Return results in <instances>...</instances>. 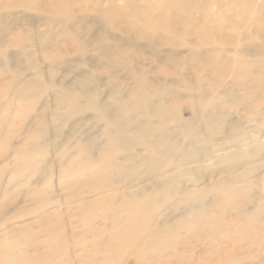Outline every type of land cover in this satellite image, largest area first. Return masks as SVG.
Masks as SVG:
<instances>
[{
  "label": "rangeland",
  "instance_id": "obj_1",
  "mask_svg": "<svg viewBox=\"0 0 264 264\" xmlns=\"http://www.w3.org/2000/svg\"><path fill=\"white\" fill-rule=\"evenodd\" d=\"M12 1L0 0V98L8 97L9 93L6 90L14 82L17 85L16 91L28 90L34 97L22 105L14 101V112L0 109V120L12 121L0 124V264L8 263L15 256L20 259L22 252L23 260L20 263L18 260L16 262L18 264H168V261L171 264H181V260H184V263L192 260L195 261L194 264L226 262L231 264L232 260L235 262L238 259H247L246 253L239 256L224 253L228 249L226 246H235V239H230L232 233L233 235L247 233L252 224L250 216L249 220H244L247 215L245 210L250 207L248 202L255 193L251 188L257 187L250 183L252 177L246 180L248 185L230 187L225 193L223 203L213 202V198H222L219 191L214 193L217 195L207 194V200L203 203L205 208H198L191 215L186 213L188 212L186 205H180L177 199L173 200L174 195L178 194L181 188L184 193L190 194L193 190L203 191L214 185L218 186V178L226 180L228 179L226 175L221 173L210 176V172H206L204 179L197 185L178 186L174 183L168 191L149 198L146 201L148 206L125 202L121 198L122 195L114 198L118 199L116 202L107 199L99 201L94 206L87 205L91 201L106 199L105 196L125 191V183L127 188L130 182H133L131 178L127 180L116 177L119 179L117 185L109 179L113 175L117 176L116 167L125 166L127 170L122 172L127 175L132 173L133 165L131 162L126 163L121 152L117 153L122 157L120 163L108 161L110 155L104 160L96 157V160L98 158L96 162L94 158L86 157L89 156L88 153L76 161L79 151L76 148L77 142L87 141L88 138L100 148L107 138L108 124L93 111L73 114L68 108L55 107L57 98L64 93L61 86L68 90L74 89L77 80L83 81L85 92H95L98 101L107 105L110 104V87L113 84H117L121 92L115 96L117 100L129 92L135 81L129 79L121 67L113 70L117 78L113 79L110 76V62L101 56L102 52L111 50L114 45L129 48L130 53L138 50L140 56L152 64L131 60V68H142L146 70L151 81L166 85H172L173 81L179 82L178 79L162 78L157 75L159 61L166 55H175L188 61L193 53H198V57L203 56L205 48L202 45L213 44L215 47H206L212 49L223 43L225 44L223 52L233 57L235 36L246 35V42L255 44L256 33L251 29L255 26L246 24L239 30L235 26H228L224 28L223 34L219 35L213 31V24L220 16H223L224 20L234 19L235 24H240L244 20V13L234 10L235 6L234 9L223 13L217 4L220 0H205L209 5L192 10L195 18L202 17L205 22L203 25L205 35L199 38L196 30L189 34L167 33L163 30L154 32L145 30L142 23L134 18L130 19V23L123 19L124 14L129 12V3L134 4L138 11H148L150 15H161L169 19L170 10L162 9L166 8L170 0H14V3ZM255 3L262 5L261 0H255ZM205 9L208 11H204ZM248 17L256 18L253 12ZM130 24L138 29L129 32ZM199 25L200 23L194 21L192 27L196 29ZM123 30L134 35L156 33L157 40L136 41L122 33ZM154 47L160 48L158 54L154 53ZM184 68L185 74L181 80L185 84L196 86L202 81L200 87L208 92V80L210 83H216L214 74L196 76L193 74L194 69L190 70L187 66ZM33 80H39L45 87L51 86V90L47 92L40 86L31 85L30 81ZM227 83V86L231 87V81ZM53 85L56 86L53 91L57 93H52ZM175 88L174 93L165 94L160 100L162 103H171L180 99L183 106L179 104L177 113L181 114L183 119L193 121L195 118L190 107L184 106L183 103L195 97L187 95L181 83ZM219 93L215 97L217 102L225 101L227 98L224 92ZM43 107L49 111L48 125L36 129L32 121L43 112ZM137 115L141 116L138 113ZM255 115L258 116V113ZM205 117L207 118V114ZM233 120V112L227 110V122L231 123ZM153 124L158 125L157 122ZM169 125L166 124L164 127L169 128L173 124ZM12 132L17 138L9 137L8 134ZM32 136L39 137L41 147L30 148V145L36 146L34 140L27 144L26 138ZM215 139L218 140V137ZM87 149L91 147L87 146ZM135 152H142V149H136ZM178 157L173 163L180 160ZM60 166L69 170L64 178L60 177ZM102 166L105 167L101 168ZM45 167H50L49 174L44 171ZM138 168V174L143 176L145 170L140 165ZM255 175H259L263 180L264 174ZM176 179L175 181L180 183L181 179L178 177ZM190 179L192 178H182L183 181ZM132 186H136V182ZM262 189L264 182L260 181L258 191L261 192ZM237 190L240 191L238 195ZM168 195L171 200L166 203ZM177 209L179 211H176ZM183 213L185 214L182 215ZM239 213H244L240 216L242 229L237 228L238 221H235ZM139 216L148 219L141 221ZM230 222L233 225H230ZM28 225L31 226L29 229L21 230V227ZM11 233L14 234L15 249L9 246L13 237ZM227 234H230V237H227ZM178 253L180 255L176 256Z\"/></svg>",
  "mask_w": 264,
  "mask_h": 264
},
{
  "label": "bare ground",
  "instance_id": "obj_2",
  "mask_svg": "<svg viewBox=\"0 0 264 264\" xmlns=\"http://www.w3.org/2000/svg\"><path fill=\"white\" fill-rule=\"evenodd\" d=\"M261 1L262 5L255 3V0L218 1L217 4L223 13L230 9H234L235 6L236 8L234 10H237L241 14L244 13V20L240 24H235L234 19L224 20L223 16L217 15L220 16V18L213 24V31L221 35L223 34V30H225L224 28L228 26H235L239 30L245 27L246 24H248V26L254 25L255 28L251 29L256 33L255 44L247 43L245 39L246 35H236V44L233 50L235 56L233 57L223 52L222 49L225 48V44L223 43H221L218 48L212 49L206 47H215L213 44L209 46H206V44L202 45V47L205 48L202 52L203 56L198 57V53H193L188 61L184 60V58L176 57L175 55H166L164 59L162 58L159 61L156 71L159 77L178 79L179 82L173 81L172 85H166L164 83L157 84L149 79L146 70L142 68L132 69L131 60L143 64L147 63V60L140 56L138 50L130 53L131 50L129 48H125L121 45H114L111 50L102 52L101 56L102 59L110 62V76H112L113 79H117L113 70L121 67L126 72L127 77L135 81V84L130 87L126 95L117 100L115 96L121 94V92L118 85L113 84L110 87V104L107 105L98 101L95 92H85L83 90L85 84L82 80H77L74 83V89L69 88L68 90L66 87L61 86L62 92L64 93H62V95L59 94L60 96L55 102L56 108H68L71 110L70 113L73 114L93 111L101 120H105L108 124V131L106 132L107 138L100 148L95 143H91L88 138L87 141L77 142L76 148L79 151L77 152L75 160L81 159L80 157L82 155L88 153L89 156L86 157L90 159L94 158L96 162L98 161V158L97 160L95 159L96 157L104 160L110 155L108 161L120 163L122 157L117 153L121 152L126 163L131 162L133 165L132 173H127V175L123 173L122 170L126 171L127 169L125 166H122V164V167L115 168L116 171H118L117 176H109L111 178L109 180L116 185L118 184L117 180H119L116 177L127 180L131 178L133 182H130V186L127 188L125 183V191L113 196H105L107 197L106 199L103 198L101 200L91 201L87 205L94 206L99 201L107 199L116 202L118 199L114 198H118L120 195H122L121 198H123L125 202L130 201L138 204H146L149 198L155 197V195L160 192L168 191V188L174 183H177L178 186H187L188 184L197 185L204 179L203 176L206 172H210V174L208 173L210 176L212 174L221 173L226 175L228 177L226 180L218 178V186L214 185L203 191L193 190L190 194L184 193L181 188L180 192L174 195L173 200L177 199L180 205H186L185 207L188 208V212L186 213L191 215V213H194L198 208H205L203 203L207 200V194L211 193L217 195L214 193L219 191L222 194V198H213V202L217 204L223 203L225 202V193L230 187L239 186L240 184H242V186L245 184L248 185L246 180L252 177V182L250 183L257 187L251 188V190H255V193L251 195L248 202L250 207L245 210L247 215L244 219L249 220L250 216L252 224L247 230V233H236L234 235L232 233L230 239H235V246H226L225 248L228 249L225 250L224 255H228L229 253L237 256L243 253L247 254V259H238L235 262L232 260L231 264H240L241 262L264 264V189H262L261 192L258 191V189H260V181L264 182V177L262 180L259 175H255L264 174V0ZM12 3H14V0ZM207 5H209V2L205 0H190V2L187 3L170 0L166 4V8L162 9V11L170 10L171 15L168 19L161 15H150L148 11H138L134 4L129 3V12L124 14L123 19H125L127 23H130V19L134 18L136 21L142 23L145 30H152L154 32L163 30L167 33L181 32L182 34H189L193 33V30H196V35L199 38H203L205 35V31H203L205 22L202 17L195 18V16L192 15V10L196 7H204ZM204 11H208V9ZM252 12L256 18L248 17ZM204 14L208 15L205 12ZM194 21L200 23L196 29L192 27ZM137 29L138 28L133 24L129 25V32H135ZM121 32L129 37H133L136 41L149 40L151 42H156L157 40L156 33L148 35L139 33L138 35H134L125 30ZM153 51H155V54H158L157 52L160 51V48L154 47ZM147 64L151 65L152 63L148 62ZM184 66L190 67V70L191 68L194 69L195 72H193V74L196 76L200 74H214L216 83H210L208 80V92L200 87V85L203 84L202 81H199L200 85L198 84L196 86L185 84V82L181 80L182 76L185 74ZM228 81H231V87L227 86ZM180 83L184 85V91L187 95L195 97L188 99L187 103H183L184 106L190 107L193 118H195L193 121L185 120L181 114L177 113L179 104L181 103L182 105L183 102L180 101V99L178 101H172L171 103H162L160 100L165 94L169 95L170 93H174V90H176L175 87ZM30 84L40 86L47 92L51 90V86L45 87L39 80L30 81ZM16 86V82L12 83L10 88L6 90L9 93L8 97L6 99L0 98V109L7 112H14V101L22 105L34 97L28 90L16 91ZM52 87V93H57V91H53L56 86L53 85ZM219 91L224 92L223 94L227 98L225 101L217 102V98L215 97L220 94ZM69 95L71 96L69 97ZM20 110L21 108L19 111ZM42 110L43 112L38 114L32 121L36 129H41L48 125V108L43 107ZM227 110L234 114V120L231 123L227 122ZM31 112L32 110L30 107V113ZM137 113L141 116H138ZM255 113H258V116L255 115ZM125 114L130 116H126ZM206 114L207 118L205 117ZM64 117H66V114H64ZM5 121H7L6 123L12 122L9 121V119L0 120V124L3 125ZM154 122H157L158 125H154ZM166 124H170L169 126L173 124L172 126L175 127H166V129L164 127ZM8 135L10 138H17V135L13 132ZM86 137H88V135ZM215 137H218V140L215 139ZM26 140L27 144L29 141L31 142L34 140L36 146L30 145L32 149L41 147L39 137L32 136L26 138ZM87 146H90L91 149H87ZM195 147L196 149L198 147L201 148L196 150ZM136 149H142V152H135V154L134 150ZM73 155H75V153ZM177 156L180 157V160L177 163H173V160H175ZM60 158H62V156ZM99 163L98 165L101 166L100 164L102 162ZM90 165H92V163ZM139 165L146 172L143 176L138 174ZM92 166H90L89 169H91ZM104 167L102 166L101 168ZM98 170H100V168ZM44 171L50 173V167H45ZM68 171V168L60 166V177L64 178ZM107 172L106 170V173ZM176 177L181 180L184 177L192 179L187 181L182 180V182L180 180V183H178V181H175ZM103 181L102 184H104ZM134 182H136V186H132ZM47 184L48 182H46L45 186H47ZM239 190L242 191L240 188ZM239 190L236 191L237 195L240 192ZM170 195L166 198V203L171 200ZM179 195H182V197H178ZM166 203H164L163 206H165ZM146 205L148 206V204ZM163 206L161 208H163ZM113 209L116 210L115 208ZM145 210L146 209H144V211ZM176 211L179 210L177 209ZM185 211H187V209H185ZM184 214L185 213L182 215ZM147 215L146 217L149 216ZM243 215L244 213H239L236 218L234 217L235 221L239 222H237L238 229H242V218H240V216ZM139 217L141 221L148 219L141 216ZM146 223L147 222H145V224ZM224 224L225 221L223 225ZM231 224L230 222V225ZM180 225L181 223L178 227ZM29 227L31 226L21 227V230L25 231L29 229ZM12 236L9 246H11V249H15L16 245L13 244V241H15L14 234H12ZM227 237H230V234H227ZM148 246H150V243ZM22 255L20 259L18 256H15L9 260L8 263L3 264H18L16 263L18 260L19 263L23 260ZM179 255L180 253L176 254V256ZM167 263L171 264L169 261ZM194 263L195 261L192 260L191 262L185 261V263L184 260H181V264ZM226 264L230 263L226 262Z\"/></svg>",
  "mask_w": 264,
  "mask_h": 264
}]
</instances>
